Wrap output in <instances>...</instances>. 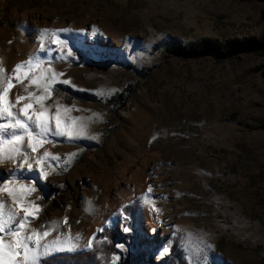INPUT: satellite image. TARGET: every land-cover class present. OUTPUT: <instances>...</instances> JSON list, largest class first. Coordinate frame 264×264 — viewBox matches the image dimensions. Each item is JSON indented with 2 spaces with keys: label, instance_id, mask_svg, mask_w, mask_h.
Returning <instances> with one entry per match:
<instances>
[{
  "label": "rangeland",
  "instance_id": "1",
  "mask_svg": "<svg viewBox=\"0 0 264 264\" xmlns=\"http://www.w3.org/2000/svg\"><path fill=\"white\" fill-rule=\"evenodd\" d=\"M60 29L64 45L50 43ZM246 37L264 39V0H0L8 73L34 55L76 86L56 83L45 101L50 115L57 104L69 109L62 121L75 118L78 133L50 134L53 143L32 154L59 157L45 161L47 178L34 159L32 170L0 164V181L37 187L26 196L41 206L29 230L55 227L49 243L70 228L79 251L107 228L123 245L109 264L157 263L174 245L188 264H264V48L202 50L206 38L226 53L229 40ZM17 94L23 85L9 99ZM115 198L122 224L110 213ZM0 199L11 205L7 194ZM150 205L162 211L143 216ZM147 220L162 235L151 238ZM60 247L42 258L68 251Z\"/></svg>",
  "mask_w": 264,
  "mask_h": 264
},
{
  "label": "snow or ice",
  "instance_id": "2",
  "mask_svg": "<svg viewBox=\"0 0 264 264\" xmlns=\"http://www.w3.org/2000/svg\"><path fill=\"white\" fill-rule=\"evenodd\" d=\"M49 31L44 29L41 34V50H47L43 38ZM63 31L67 30L52 31L53 39L50 43L64 45V41L60 40L57 34ZM67 56H72L70 50L67 52ZM44 64L45 61L33 55L27 60L17 63L11 73H8L0 63V119L7 121L0 123V164L5 161L12 162L15 166L12 169L13 172L17 169L23 171L25 165L27 170H32L31 161L34 159L35 164L40 166L41 176L47 178L49 172L43 167L45 161L56 160L59 157L47 150L42 156L33 157L32 154L38 153L39 148L43 147L45 143H53L48 139L50 134L72 137L78 133L75 129V118H73L72 126L62 121L61 109L64 108L63 105L57 104L54 115H50L49 107L45 106V101L51 97L54 91L53 85L56 83L76 86L72 85L70 78L58 80L64 73L57 72L51 65L44 67ZM17 84L23 85V92L26 94H17L13 102L9 99V94ZM32 87L37 90L42 89V92L37 94V91H29ZM20 104L22 107L17 108V105ZM36 105H39V108ZM64 111H69V109L64 108ZM53 119L55 130L51 127ZM9 130L11 131L9 132ZM5 133H8V139L4 138ZM25 140H27L26 147ZM29 149L31 152L28 151ZM17 158H22L19 163H17ZM36 191L37 187L34 183L24 184L15 176L0 181V197L7 194L11 199V205L0 199V264H41L42 255L57 246H61L60 250L68 251L75 250L77 246L74 241L80 239V234L76 233L73 237L70 228L68 233H61L49 243H42V241L52 235L55 227L41 226L45 230H29V225L39 218L41 206L34 200H27L26 196ZM148 191H152L151 186ZM40 198L37 197V199ZM153 210L157 214L162 211L155 205H153ZM67 220L68 218L64 217L63 223L67 224ZM124 230L128 231L127 227ZM94 240L95 237L89 239L86 246L92 248ZM64 244L68 246L65 248L62 246ZM116 247L122 248L123 245L118 244ZM41 249L44 250L43 253ZM163 251L167 253L169 248L166 247Z\"/></svg>",
  "mask_w": 264,
  "mask_h": 264
},
{
  "label": "trees",
  "instance_id": "3",
  "mask_svg": "<svg viewBox=\"0 0 264 264\" xmlns=\"http://www.w3.org/2000/svg\"><path fill=\"white\" fill-rule=\"evenodd\" d=\"M228 49L226 53L221 52V47L217 42H213L211 38H206L205 43L202 46L204 52H216L217 54H222V56L230 55L232 49L236 51H246V50H257L264 48V39L257 37H246L243 39H231L228 41ZM199 50L193 47L190 53L197 54ZM57 88V87H56ZM83 100L87 97L80 95ZM139 199H134L132 202L124 205L123 210L129 213L131 208L138 206ZM134 210H132V213ZM108 236L104 241L102 238ZM94 240V245L92 248H87L79 251H58L54 254L45 256L41 258V264H109L111 256L118 251L115 244L114 234L107 228H104L100 233L96 234ZM103 240V241H102ZM173 253L169 257H165L162 261L157 263H138L136 261L126 264H188L186 260L181 257L176 256L177 246H173Z\"/></svg>",
  "mask_w": 264,
  "mask_h": 264
},
{
  "label": "bare ground",
  "instance_id": "4",
  "mask_svg": "<svg viewBox=\"0 0 264 264\" xmlns=\"http://www.w3.org/2000/svg\"><path fill=\"white\" fill-rule=\"evenodd\" d=\"M129 186H130V184L127 182L125 184V186L122 188V190L125 191L126 193H129V191H130ZM110 208H111L110 213H112V211L113 212H116L117 214L115 215L114 218H116V220L120 224H122L124 218H123L122 214L120 213V210H119L120 209V201L117 198L113 199ZM152 211H154V210L151 207V205L150 206H147V207H145L142 210V215L143 216H148L147 214L149 212H152ZM146 224H147V226L150 227L149 229L147 228V231H149V234L152 235L151 238H153L154 236L158 235L160 232H161V235H162V233H163L162 228L157 223H153L150 220H147ZM145 230H146V228H145Z\"/></svg>",
  "mask_w": 264,
  "mask_h": 264
}]
</instances>
